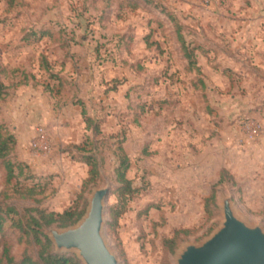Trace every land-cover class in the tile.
I'll return each instance as SVG.
<instances>
[{
	"label": "rangeland",
	"instance_id": "rangeland-1",
	"mask_svg": "<svg viewBox=\"0 0 264 264\" xmlns=\"http://www.w3.org/2000/svg\"><path fill=\"white\" fill-rule=\"evenodd\" d=\"M177 27L198 49L199 72ZM0 67V124L15 139L10 183L0 163L2 204L32 216L76 209L74 227L93 191L107 188L101 234L118 264H176L184 246L221 227L223 199L264 231V0H0ZM21 73L28 84L15 87ZM122 154L134 192L113 221ZM85 157L97 165L94 182ZM68 228L42 231L54 254L83 264L50 239ZM5 247L15 262L37 258L9 220L3 264Z\"/></svg>",
	"mask_w": 264,
	"mask_h": 264
},
{
	"label": "water",
	"instance_id": "water-1",
	"mask_svg": "<svg viewBox=\"0 0 264 264\" xmlns=\"http://www.w3.org/2000/svg\"><path fill=\"white\" fill-rule=\"evenodd\" d=\"M108 194L107 188L93 191L86 215L76 226L50 230L56 251L76 252L83 264H118L101 234ZM221 211V227L200 245L184 246L176 264H264V231L240 220L228 199H223Z\"/></svg>",
	"mask_w": 264,
	"mask_h": 264
},
{
	"label": "trees",
	"instance_id": "trees-1",
	"mask_svg": "<svg viewBox=\"0 0 264 264\" xmlns=\"http://www.w3.org/2000/svg\"><path fill=\"white\" fill-rule=\"evenodd\" d=\"M177 41L180 44L181 51L184 58L187 60L190 67H195V70L199 72V68L196 64L195 52L196 49H189L185 45V41L182 37L180 28L176 29ZM49 33L42 32L40 38L48 36ZM146 43L150 46L148 39L146 38ZM44 63V64H43ZM42 65H44L45 70L49 71V65L45 59H42ZM0 72L4 73V69L0 67ZM19 81L15 87H20L28 84L27 74L21 73ZM33 79V77H31ZM51 78L58 80L56 77L51 76ZM4 86L0 82V98L4 96ZM81 115L85 118V124H90L91 120L86 117L84 109L81 111ZM15 146L14 137L0 124V163L5 171V182L10 183L15 178V165L9 160V156ZM83 147H76L78 151L82 150ZM85 163L89 166L87 183L94 182L97 177V165L94 162L93 157H85ZM129 167V160L125 154H122L119 158V165L115 170L116 180L121 185L118 189V205L111 209L110 215L113 221H115L119 215L122 214L123 209H119L123 205L125 198L129 197L134 190L131 188L130 181L126 178V171ZM222 183V178H219L215 186ZM27 196H32V191L28 190L25 194ZM24 196V195H23ZM214 200V191L211 192L209 198L205 201ZM83 215V212H77L76 209H68L62 213H44L38 211L36 216L30 215V211H25L24 213H19L14 207L2 204L0 201V230L3 227L5 221L9 220L12 226L20 232L22 235L30 238L31 243L37 247L38 253L37 258L34 260L28 255H24L19 262H15L14 259L9 255L8 249L5 247L3 249V259L4 264H80L79 261L74 256L67 255H56L53 253V248L47 237L43 233V229L55 227V228H68L74 225ZM179 232H174L173 236L165 241L169 252L173 253L177 246V238ZM0 264H3L0 261Z\"/></svg>",
	"mask_w": 264,
	"mask_h": 264
},
{
	"label": "built area",
	"instance_id": "built-area-1",
	"mask_svg": "<svg viewBox=\"0 0 264 264\" xmlns=\"http://www.w3.org/2000/svg\"><path fill=\"white\" fill-rule=\"evenodd\" d=\"M200 2L203 3L204 5H208L210 3V0H200ZM250 136L251 137L258 136V127L254 126L253 129H251Z\"/></svg>",
	"mask_w": 264,
	"mask_h": 264
}]
</instances>
